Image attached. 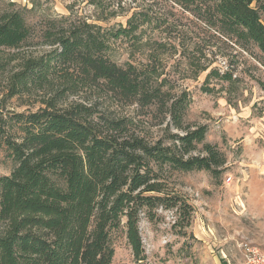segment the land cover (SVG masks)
Masks as SVG:
<instances>
[{
  "label": "trees",
  "instance_id": "trees-1",
  "mask_svg": "<svg viewBox=\"0 0 264 264\" xmlns=\"http://www.w3.org/2000/svg\"><path fill=\"white\" fill-rule=\"evenodd\" d=\"M161 1L264 68V0ZM34 10H0L2 103L18 99L28 107L16 113L1 105L0 145L15 167L0 177V264H113L112 234L120 230L135 260L144 261L142 214L157 207L184 218L192 212L169 193L162 173L205 170L215 177L226 163L205 143L206 126L185 124L188 94L172 93L157 54H179L193 77L209 71L208 80L230 86L239 79L210 70L197 43L167 41L169 18L153 9L133 13L117 29L66 16L33 22L26 14ZM146 28L152 39H144ZM130 37L135 49L138 41L150 48L144 63L129 61L134 51L123 63L113 59L115 42ZM103 99L156 116L166 135L130 130L131 118L100 111ZM199 145L205 153L195 156Z\"/></svg>",
  "mask_w": 264,
  "mask_h": 264
},
{
  "label": "rangeland",
  "instance_id": "rangeland-1",
  "mask_svg": "<svg viewBox=\"0 0 264 264\" xmlns=\"http://www.w3.org/2000/svg\"><path fill=\"white\" fill-rule=\"evenodd\" d=\"M14 5V7H11ZM30 21L42 17H71L104 28L127 26L135 12L162 13L169 18L164 34L170 43H197L207 55L211 69L233 73V86L207 79L208 72L193 77V70L178 55L157 54L163 70L179 96L186 92L189 105L185 124L206 126L205 143L216 148L226 163L220 174L202 171H165L163 178L172 196L183 198L192 207L190 217H181L164 207L142 214L140 234L146 259L137 262L123 230L112 234L113 264H243L241 244L250 243L264 252V68L231 41L209 30L194 16L173 3L161 0H0V10L32 9ZM165 11V12H164ZM101 19H107L100 22ZM172 25V26H171ZM171 26V27H170ZM144 39H152L146 28ZM217 35L216 37L214 36ZM143 41V40H142ZM130 37L115 42L113 59L123 63H144L150 49ZM202 49V50H203ZM159 55V56H158ZM261 83V84H260ZM100 111L115 118H131L129 129L149 138L166 135L154 115L147 117L136 106H121L112 99L100 100ZM25 112L18 99L2 103L0 111ZM160 114V113H158ZM170 119L167 118V122ZM171 132H177L170 127ZM202 145L193 153L204 155ZM15 163L0 145V177L11 173ZM228 180L229 183H228Z\"/></svg>",
  "mask_w": 264,
  "mask_h": 264
},
{
  "label": "built area",
  "instance_id": "built-area-1",
  "mask_svg": "<svg viewBox=\"0 0 264 264\" xmlns=\"http://www.w3.org/2000/svg\"><path fill=\"white\" fill-rule=\"evenodd\" d=\"M241 252L243 254V264H264V252L256 246L243 243L241 244Z\"/></svg>",
  "mask_w": 264,
  "mask_h": 264
}]
</instances>
